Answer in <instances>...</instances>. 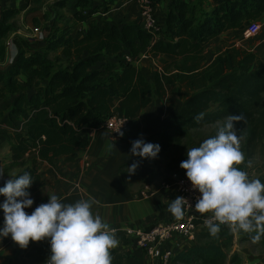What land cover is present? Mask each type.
<instances>
[{
    "label": "trees",
    "instance_id": "obj_1",
    "mask_svg": "<svg viewBox=\"0 0 264 264\" xmlns=\"http://www.w3.org/2000/svg\"><path fill=\"white\" fill-rule=\"evenodd\" d=\"M28 7L40 9L48 1L51 8H63L67 0H26ZM91 0H78L80 10L75 18H88L83 9ZM113 0H107V11ZM209 8V10L207 9ZM211 9V10H210ZM20 9L8 8L0 19V60L6 52V38L13 31L11 20ZM264 13V0H172L160 31L153 33L137 24L99 26L92 23L79 38L70 30L53 29L43 51H27L29 39L15 36L19 53L14 65L0 73V101L15 95L11 113L27 117L25 131L17 132L10 145L11 159L18 162L28 153L51 162L53 157L70 155L85 149L88 140L80 127L90 122L98 125L113 113L110 99L121 97L119 115L133 118L152 102L153 89L158 96L166 94V86L181 98L189 95L165 129L145 142L158 143L160 152L181 143L190 131L206 124L224 122L229 114H242L234 127L245 134L243 148L254 152L264 141V58L255 51L231 47L219 53L206 67L202 66L204 43L223 32L243 28L256 22ZM45 19L49 14H45ZM25 47V48H24ZM68 58L60 67L50 53ZM170 54L175 60L166 64L149 81L136 64L137 57ZM131 61L125 60V56ZM115 57L103 68H94L104 57ZM124 57V58H123ZM120 67V69H118ZM25 79L24 83L19 78ZM48 79V85L41 82ZM186 88L187 92H183ZM33 89L34 93H29ZM189 92V93H188ZM203 113L199 122L193 118ZM4 113L0 110V116ZM239 139V138H238ZM241 142L239 141V144ZM151 158L138 160L146 163ZM222 233L228 235L227 230ZM210 241L174 255L172 264H226L228 253L218 244L219 235L208 234ZM264 242V235L260 238ZM111 264H125V256L110 252ZM231 264H240L237 254Z\"/></svg>",
    "mask_w": 264,
    "mask_h": 264
},
{
    "label": "crops",
    "instance_id": "obj_2",
    "mask_svg": "<svg viewBox=\"0 0 264 264\" xmlns=\"http://www.w3.org/2000/svg\"><path fill=\"white\" fill-rule=\"evenodd\" d=\"M77 1L67 0L63 8L56 10L51 8L53 1H48V9L44 11L43 6L35 10L31 19L30 16L27 17L28 25L26 26L32 31L38 25L37 27L42 29L46 40L53 29H68L72 37H82L94 22L99 26L137 24L143 27V18L137 0H113L107 11H104V4L107 0H91L90 4L83 9L84 14L88 16L84 21H77L75 18L80 10V7L76 5ZM203 1L209 2V0ZM171 2L172 0H155V14L161 24L166 21ZM21 6L23 9L27 8L26 0H0V19L4 10L19 9ZM45 14H49L48 19L44 18ZM258 22L264 23V13ZM248 26L227 30L218 37L205 42L201 59L202 66H208L219 53L231 47L253 50L264 57V35L260 34L252 41L250 39L252 37L247 34ZM14 34L12 31L6 38V52L3 60H0V73L8 71L16 62L19 47ZM23 35H25L24 31L17 32V36L23 37ZM26 37L29 39L26 47L29 52L42 51L47 45L39 34L32 32L31 37L28 35ZM54 57L57 58L60 67L67 65L68 58L61 53V50L49 54V58ZM175 59V56L170 54L147 55L142 53L137 57L136 64L144 76L153 82L155 73ZM110 61H116V58L104 57L95 64L94 68H103ZM24 81L23 77L19 78L20 83ZM48 82V79H45L41 85L47 86ZM0 86H3V83H0ZM182 90L187 92L186 88ZM29 93H34V90L29 89ZM151 97L152 102L132 118L126 136L120 141L111 140L104 128L94 131L92 129L94 125L87 122L79 130L81 136L88 140V146L85 149H78L70 155L53 157L51 162L39 159L35 152L28 153L23 159L15 162L18 164L16 169L20 174L23 171H29L33 177V182L27 191L34 203L25 209L26 213H31L40 203H46L49 198L48 193L56 194L64 203H72L81 198L92 199L95 201L92 205V212L99 214L102 220L108 223L118 240L116 247L110 249V252L112 250L121 252L125 256V264H154L149 255L137 248L133 239L126 235L125 230L128 228L145 230L157 223L177 220L167 211V205L178 196L175 181L184 170L179 166L180 162L187 159V156L176 157L169 153L170 150H167L158 153L148 162L142 163L138 160V156H133L129 150L133 140L142 136L146 141L150 136L162 132L190 96L186 95L185 98H181L173 92V86L167 85L164 96H158L153 89ZM14 98L15 95H10L0 101V110L4 113L0 116V131L10 132L9 136L4 138L7 139V144L3 149L6 148L11 162L10 145L13 136L17 132L25 131L27 122L25 115L16 116L11 113ZM120 102L121 97L119 96L110 99L113 112L117 113ZM1 156L0 154L2 159ZM133 162H138V164L130 173L128 166ZM145 192L150 195L144 196ZM2 226L3 222L0 227ZM222 232V230L218 232L219 246L228 253L229 259L237 254L241 264L244 255L240 249L243 246H239L237 236L241 242L243 240L246 242L254 240L255 233H244L232 228L227 230L228 235ZM208 234V231L202 230L187 239L173 238L168 241L167 247L176 255L195 246L205 245L210 241ZM256 241L264 244L261 239ZM49 255L50 247L47 239L30 240L27 247L22 248L11 239L10 235L0 238V264H45ZM255 261L257 262L258 258Z\"/></svg>",
    "mask_w": 264,
    "mask_h": 264
},
{
    "label": "clouds",
    "instance_id": "obj_3",
    "mask_svg": "<svg viewBox=\"0 0 264 264\" xmlns=\"http://www.w3.org/2000/svg\"><path fill=\"white\" fill-rule=\"evenodd\" d=\"M203 113L193 119L199 122ZM242 114H229L222 125H218L214 136L202 140L198 146L188 148L187 159L180 162L191 186L199 192L192 208L198 213H210L204 224L215 237L220 225L233 230L255 233L254 240L264 235V182L250 179L245 168L252 166L240 150L234 122L242 121ZM122 134V133H121ZM130 153L141 158H155L158 143L145 142L141 138L131 142ZM138 162L128 166L133 172ZM244 164V168L237 167ZM33 182L29 171L12 176L3 186L0 202L3 210V226L0 238L10 235L20 247L29 241L47 239L50 255L45 264H111L110 249L118 240L107 222L92 212V199L81 198L64 203L54 193H48L46 203L37 205L31 213L25 209L34 201L27 189ZM189 207L183 196H176L167 205V211L180 220Z\"/></svg>",
    "mask_w": 264,
    "mask_h": 264
},
{
    "label": "built area",
    "instance_id": "obj_4",
    "mask_svg": "<svg viewBox=\"0 0 264 264\" xmlns=\"http://www.w3.org/2000/svg\"><path fill=\"white\" fill-rule=\"evenodd\" d=\"M137 1L143 18V28L155 34L158 33L161 30V23L155 14V0ZM260 26V23L257 21L252 22L248 26V36H254L260 29ZM32 32L39 34L41 39L45 38L42 29L37 26L32 29ZM125 60L131 61L132 59L127 55L125 56ZM131 123V118L113 112L103 122L94 125L92 129L97 131L99 128H104L111 140L120 141L126 136ZM185 171L184 169L175 181L178 196L185 197L189 204L182 219L167 223H157L145 230L129 228L125 230L126 235L133 239L137 248L149 255L154 264H172L174 252L167 247L168 241L173 238L187 239L198 231H208L204 221L210 216V213L201 214L192 208L200 194L191 186L190 181L185 175ZM143 195L148 197L150 194L145 192ZM229 229L230 227L227 225H220V230L222 231Z\"/></svg>",
    "mask_w": 264,
    "mask_h": 264
},
{
    "label": "rangeland",
    "instance_id": "obj_5",
    "mask_svg": "<svg viewBox=\"0 0 264 264\" xmlns=\"http://www.w3.org/2000/svg\"><path fill=\"white\" fill-rule=\"evenodd\" d=\"M43 6L45 7V9H43V10L46 11L48 9L49 3H45ZM26 7L27 8L23 9V6H21L19 8L20 13H18L11 22V24L13 25V32L15 33L14 36H17L18 31H24V34H25V35H23L24 38H27L26 37L27 35L29 37L32 36L31 29L26 26V25H28L26 19L29 16L31 19V15L37 11V10L34 11V9L37 8V5L33 4V5H30V7H28V6H26ZM257 22H258V20H257ZM258 23H260V22H258ZM260 25L261 26H260V29L258 30V32L254 36H251L252 38H250V39L252 41L254 40V38L258 37L260 34L264 35V23L261 22ZM36 26H38V25H36ZM222 124H223V122L206 124V125H203L197 129L191 130L189 136L182 139L180 144L173 145L170 148L169 153L171 155L176 156V157L177 156H185L188 148L196 147L199 145V143L202 140H204L210 136H214L216 133L218 125H222ZM11 125L12 124H10V126ZM5 130H6V128L4 129V131ZM235 131L237 132L239 141L241 142L240 143V150L244 153L245 159L252 161V166L250 168H245V171H247L250 179L259 178L261 180V182H264V141H262L259 145H257L254 152L252 153V152L246 150L245 147L243 148V144L245 143V134L240 133L237 130H235ZM9 133L10 132H8L7 130L5 131V133L0 131V154L2 155L1 157L3 159L5 176L8 179H11L12 176L19 175L20 173L16 169L18 164L14 163L13 161L11 162L7 156L6 148L3 149V147H5L7 144V139H4V138L6 136L8 137ZM237 167L244 168V164L238 165ZM4 199L5 198L3 197V195H0V202H3ZM2 218H3V210L0 209V226L3 222ZM224 238H226V237H224ZM237 241L240 243L239 246H241V245L243 246L242 249H240L244 255V260L242 259L241 264H264V261L262 260V259H264V244H262V243L260 244V242L257 243L256 240H249L246 242H245V240H243L241 242L240 238L238 236H237ZM245 251H246V254H245ZM256 258H258L257 262L255 261ZM229 260L230 259L228 258V261L226 264H230Z\"/></svg>",
    "mask_w": 264,
    "mask_h": 264
},
{
    "label": "water",
    "instance_id": "obj_6",
    "mask_svg": "<svg viewBox=\"0 0 264 264\" xmlns=\"http://www.w3.org/2000/svg\"><path fill=\"white\" fill-rule=\"evenodd\" d=\"M8 180V178L5 176L4 173V166H3V161L0 158V186H3L4 183Z\"/></svg>",
    "mask_w": 264,
    "mask_h": 264
}]
</instances>
